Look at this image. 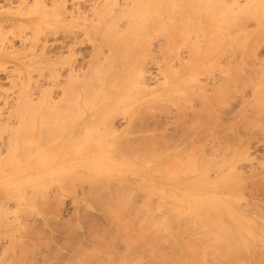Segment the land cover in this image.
I'll return each mask as SVG.
<instances>
[{"label": "rangeland", "instance_id": "obj_1", "mask_svg": "<svg viewBox=\"0 0 264 264\" xmlns=\"http://www.w3.org/2000/svg\"><path fill=\"white\" fill-rule=\"evenodd\" d=\"M249 1L250 0H240V3H238L241 5L242 2H244L246 5ZM208 2H210V7L207 4L206 10L203 13L197 14V17L196 15L192 14L193 20L188 22L194 23L190 25H184L183 28H181V26L177 24L173 27V34L177 36V39L174 38V42L168 43V46L170 45L171 48V50H169L172 52L171 53L169 51V55L165 53L168 49H165L164 47L166 45V42L164 41V36H162V33L161 36H159L160 32L158 31V36H153L155 40L153 42V52L155 53L153 59L156 61L157 66L156 64H154V69H152L151 67L152 71L154 72V78L149 82V88L147 86L149 90L150 88H152L151 90L153 91H149L146 88L147 93L149 92L147 95L146 91L144 92L145 94H143V91L145 89H143V91H139L138 88H136L138 90L136 92V89L134 88V92H139L140 97H136L137 95L132 97V95L134 94L131 93L133 92L131 91V89L125 90V93L123 92V94L121 93L119 94L120 96H117L118 98L123 96L125 97V99L121 97L123 99L121 100V98H119L118 100V98L116 99V97L114 96V99L116 101L118 100V104L116 103V106L120 105L119 107L121 109H124L127 106L128 109H131L132 106H139L141 103L137 104V100H139V102H142V104L139 106L138 112H140V114H143H137L138 116L135 124H131L135 126L130 127L126 118L124 117L126 115L125 113L127 111V108L124 111L120 108H117L118 106L110 107L111 103H115L114 100L112 102L110 101L111 103L107 105V108H113L111 110L109 109V113H117V111H121L123 113H117V115L112 114L114 117L111 118L112 120H114V122H112V120L109 119L112 115L108 114L107 108L104 107L106 108V111H104L107 112V116H110L109 118L106 117L109 120V122L107 120L109 126L106 123L103 126L106 120L102 123L99 122L95 125L89 126L88 131H90L91 129L93 130V128L95 127L96 130L97 128H100L99 130H97V132L99 131L97 135H95L94 132L92 134L91 130L89 132L91 133V135L86 137V139L82 135V131L83 133H85V129L83 130V124H76L78 125L76 127L74 126V124V128L70 127L69 129L68 125L62 124L63 122L57 124L58 126L54 124L55 122H59V120H56L53 123L51 122L50 124V121H53L51 118L50 121L47 118L42 121H40V118L38 120L37 118H29V121L25 120L27 124L26 122L22 121L21 119L19 120L18 118L19 122H21V125L18 126V124L20 123H18V120L15 119L18 114L14 112L15 110L13 107L17 106L16 109L19 108V105H16V103H18V101H20L21 99V94H19V92L21 91L20 89L22 83L19 84L20 87L17 85L18 87L15 88L14 85L16 83H19L17 79L20 78L16 77L15 81L13 82L14 78L9 77V72L7 71L14 68L12 64H8L7 71L0 70V115L2 114L0 116V134L6 126L8 127L9 123L10 125L8 128L10 129L12 127L11 131L6 128L7 133L4 134L5 131H3V136L2 138L0 137V144L2 145H0V264H74L76 262H79L76 264H84L85 261H89L86 264H168L170 261L171 264H182L183 262V264H185L186 262H189L186 264H190L193 262V264H233L232 262L234 260V264H264V115H261L263 117V119L261 117V120L260 117H258L257 119L256 115H254L256 114V107L259 104H257V100L258 102L262 101L264 105V5L263 7L258 8L253 4L254 6L252 7V9L246 8L249 16H251L249 17L250 19H247L248 16L243 11L244 8L240 10H237L239 8L235 9V14L237 15L239 13V18H237L241 20L244 19V16H246L247 21L245 19L244 22H242L243 20L240 22V20L235 17L234 19H237V21L233 20V24L228 25V16H226L228 20L224 19L223 21L224 23H227L223 24L221 19L223 16L220 15V12V16H215L217 13H214V9L211 8V5L213 4L212 0H209ZM232 3L233 2H230L229 5H232ZM242 5L244 6V4ZM0 6H4V8L2 9L0 7L1 10H5V8L8 9L6 0H0ZM233 7H236V4L235 6L233 4ZM241 10L243 11L242 13H240ZM244 13L246 15H244ZM225 14H227V12L224 13V16ZM241 14L243 17H240ZM202 18L208 19L209 21L211 19H221V23L217 25L205 24ZM67 19L72 18L68 17ZM175 21L178 22L176 18ZM240 23H242L241 26H244H240V28H244V30H246L244 31V33L243 30H240L239 33L236 32L239 30L238 28ZM245 27H247V29ZM8 29L9 28H6L5 26V30ZM215 32L216 35L218 34L217 36L215 35ZM210 34H214L217 38H215V36H211V39L214 38V40H210ZM82 36L83 35H81L80 37ZM26 46H23L22 42H15V45L13 46L14 48H8V45L6 46V48H8L6 53L13 52L16 49L18 52H22V55H24L28 51L27 49H29L30 47L29 45L27 47ZM105 52L106 54L111 53L108 47H105ZM65 54H67V52H65ZM87 54L89 55V53ZM165 54L168 56H166ZM24 56L22 57L24 58ZM215 57L216 59L214 61L213 58ZM202 58L205 59L202 60ZM210 59L213 62H218V67L217 65H215L212 72L208 74L204 72V75L196 74L201 73L202 70L209 65V61L210 63L212 62ZM227 59H229L230 61L232 59V63H230V61L227 62ZM207 60L208 64L205 63ZM245 60L248 61V63ZM168 61L169 64L167 66ZM242 61L245 62L244 65H242ZM84 63H86V61ZM202 63H204L203 66H201L203 69L200 68V65ZM87 65H85V67H87ZM240 65H242L243 67H241ZM83 69L87 71L88 68ZM91 69L93 71V68ZM226 69L230 71L229 74L227 73ZM92 71H90L89 69V72ZM78 73L82 75V72ZM213 73L214 75H212ZM37 74L34 75L35 78ZM194 74H196V76ZM207 75H209V78ZM205 76H207L206 79ZM39 77L40 76H38V78ZM65 77L63 76L62 83H66L64 85H67L68 80H66L67 77ZM175 78H182L183 81L181 82L185 84L183 85L181 82H176L177 79L174 80ZM180 79H178V81ZM187 79L190 81L187 82ZM195 79H200L199 82L203 85L199 84V82ZM231 79L233 82H235V84H232L233 82L231 84L229 83L231 82ZM35 80H37V78L34 79V81ZM165 80L168 81L166 82ZM172 80L174 81V85H178L177 87H174L173 85L172 91L174 90V88H177L175 89L177 91H173L169 95H164V93H167L168 90L166 88L167 84H171L170 82H172ZM175 82L178 84H175ZM205 82L208 83V85ZM186 83H188V85L190 84L191 86L189 85V87ZM197 83L200 86L202 85L203 88L205 87L204 89L208 88V90L206 91L207 93L203 91L202 87L201 89H199L200 86H198V88L196 86L198 85ZM163 84L166 86H162ZM180 84H182L180 86L181 88L179 87ZM205 84L207 87L205 86ZM231 85H235V88H233L236 91L231 87ZM160 86H162L163 88ZM46 87L51 86L46 85ZM165 88L166 91L162 96H159V94L161 95L162 91H164ZM230 88H232V90ZM223 89L229 92L231 90L230 93H232L233 91L234 94L230 95V93L227 92V95L229 94L228 96H230L227 98L226 102L229 101L227 104L225 102L227 95L225 96L224 100L223 96L224 94H226V92ZM37 90L39 91V89ZM37 90L33 91L35 92L36 96L34 97L36 98L40 94ZM220 92L222 94H219ZM62 93L63 92L57 88V90L54 91L53 96L55 99H57L58 97L63 96L61 95ZM126 93L130 98L125 95ZM90 94L92 96V93ZM213 94L214 96H216L217 94L221 95V98L225 102H219V105L222 103V109L219 108L221 107V105L218 106L217 103L215 104V102L212 101V98H214V96L212 98L211 96ZM93 95L94 96L90 99H93L92 101H94L95 97V94ZM143 95L144 97H141ZM145 95L147 96L145 97ZM204 96H208L206 100L209 101L207 103L204 101L205 105L202 102V99L205 100ZM135 97L138 98L136 101L133 100ZM187 97L193 100L190 99L191 102L190 100L186 101ZM149 99L153 101H150V104L149 102H145V100ZM215 99L216 97L213 100ZM57 100H60V98H58ZM175 100L179 105L180 103H182V101L183 103L187 102L188 104L186 103V105H183V107L185 106L187 108L184 107L185 109H183L182 105L181 108L180 106L178 107V104L175 102ZM179 100L182 101L180 102ZM123 102H125V104ZM129 102L132 103L130 104ZM13 103L15 105H13ZM126 103H129L130 105H127ZM208 103L209 105L208 107H206ZM122 104L124 107H121ZM261 104L258 105L260 106V109L261 106H263ZM144 105L149 106L144 107ZM216 105L218 107H216V110H213L215 108L214 106ZM251 106L255 110L251 108ZM150 107L151 109L153 108L151 112H149ZM146 108H149V110ZM262 108H264V106ZM11 109L14 111H12ZM146 110L147 114L145 112ZM97 111L101 113L99 114L101 116L102 109L101 111ZM29 112H31V110ZM119 114H122V116ZM31 115L32 113L29 116ZM104 115H102L101 118H103ZM117 116L119 117L117 118ZM141 117L142 119L139 120V118ZM11 118H14L15 120H11ZM215 118L221 125V127L219 128L216 127L217 130L219 129V132L217 131L218 133L216 132L215 127L212 125L216 124ZM35 120L36 125L33 123L35 122ZM39 121L43 122L44 124L45 122L48 123L44 125L45 127L42 126L43 123H41V126L43 127V129H41V126H39ZM250 121H252V123L254 124L250 123ZM48 124L50 126L49 128ZM61 124L63 125V127ZM251 124L253 128H251ZM54 125H56L59 129ZM106 126L111 127L109 128L110 130ZM113 126L116 130L112 129ZM212 126L214 127V129L211 130ZM18 127H20V129H18ZM52 127H56L57 132L61 134L62 131L64 132V128H67V130L69 129L68 132L72 131L73 129L76 131H74V133L72 132V134L68 133L65 130L66 133L64 132L61 137L60 134L55 132L57 134L56 135L54 133L56 129H53ZM78 127L79 130H77ZM104 127L107 128L108 133L112 129L114 130V132L117 131L116 133L128 130L131 132V134L126 138L120 139L106 137L108 133H106V128ZM44 128L52 129V134L50 133V137L49 134L46 137L45 132H47L48 130ZM60 128L62 131H58L60 130ZM25 130L28 132L24 133L25 135L30 134L29 137L27 135L28 139L25 135L22 134ZM41 130L46 131H43L42 134ZM229 130L231 131V133L228 132ZM104 131L106 136L104 138L99 137L100 134L101 136H104V134L101 133ZM10 132L13 133L8 134ZM15 132L16 138L13 136ZM227 132L229 134V137L227 136L228 138L225 137ZM215 133H217V135L219 134L220 138L222 136L225 137V140L215 141L213 139V137L216 135ZM44 134L45 136H43ZM213 134L215 135L213 136ZM22 135L25 136L23 138H26L27 141L21 137ZM80 135L81 137H79ZM53 136H57L55 137L56 139H54ZM8 138L14 140L10 141V139ZM46 138L47 140L48 138L49 140L51 139V141L48 142L49 144L47 142H44L46 141ZM67 138L70 139L68 140ZM131 139H133L134 142ZM24 141L26 142L24 143ZM4 143L5 145H3ZM22 144L25 145L23 146ZM40 144L42 147L40 146ZM213 146L215 147L214 149ZM246 146L247 149H249L247 151ZM26 147L30 149L25 151V149H27ZM4 149H6V151ZM10 149L11 153L7 154V156L6 153L10 152ZM193 150L197 151L194 152ZM214 152H216L217 154ZM237 153L239 155H237ZM6 157L9 158L6 159ZM204 159H207V162L204 163ZM232 159L237 161V163L235 162L236 166L233 170V174L236 176L243 175L246 178L242 182L243 185L241 183L239 184L240 186L234 185L233 188H236L234 189L235 194L233 193V191L231 192L232 189H228V192L227 189L223 188H208L205 183L203 184V189L201 188L202 196L207 195V202L214 198V196L229 198L230 200L225 203V206L231 207L232 210L227 211L229 215L232 216L228 218V216L226 217L225 215V220H221L222 218L219 219V217L216 216L218 215V213L214 211V208L212 206L208 207L207 204L209 203L206 202V204H201V207H203V209L199 208L200 205H198L197 208L205 211L204 207H206L205 212H208V209L210 208L209 210L212 213L210 212L209 214H207L209 215L207 218V215L205 217L203 216L205 214L202 215L201 210L199 211V209L197 210V208H194V211L197 212L198 215L196 214V218L192 223V221L187 216L188 201L185 197V183L193 182L197 179H201L202 177L205 178L208 182L217 180L220 177L219 174L223 169L227 171L225 166L228 165L229 160L231 161ZM201 160L202 162L200 163ZM208 160L210 162H208ZM224 163L225 165H223ZM189 164L190 169L188 168ZM200 164H202L203 166H201ZM68 165L70 168L68 167ZM204 165L207 168H204ZM222 166L223 168H221ZM183 171H185L186 173H182ZM113 173H115V178H106L108 176H111ZM256 174H258V176H256ZM86 175H88L89 177ZM22 177H24L26 180L32 179V183L24 184L23 182H21L22 188H18L17 186L19 185V179L23 180ZM10 180L11 186H13L11 189H13L14 191H18L19 189L20 191L12 193L13 190L8 188L7 186ZM164 194H166V196L168 195V197L171 199L167 198L166 200ZM120 199L122 200V203H124L122 204L123 207L120 205ZM174 199H176L180 206H184V210L187 209L186 212L182 210V207L180 208L179 206V208L176 206L178 208H176L177 213L179 211L178 214H176V212L174 211V207L173 209H171L173 206L172 202L174 201V205L176 204V201ZM167 203L171 204L167 205ZM217 204L221 206L220 202H218ZM117 207L119 210L117 209ZM5 210H7L9 213H7V211ZM117 211H120L121 214ZM217 211L220 212V209L217 208ZM2 212L5 213L3 214ZM172 212H174L173 214H175L176 218H173ZM115 213H118V219L117 217L115 218V216H117V214ZM112 214L115 215L112 216ZM182 215H186L191 222L187 220L189 222L188 224L186 221H184V218L185 220L187 218L184 216L183 218ZM120 216L122 217V222L119 220ZM201 216L204 219H209V217L212 219L213 216L214 223L211 222V219H206V222L210 221V224H214L217 230H220L217 231L216 229H214L218 233L221 232L220 227H222L224 223H227L226 225L224 224V226H230L232 228L249 226V230L243 231L241 233L237 232L238 235H243V238L241 237L243 240H239L242 244H239L238 246H242L241 249L244 248V251H239L238 246H236L238 247V249H236L235 245L233 246L232 243H230L225 238L226 240H223L224 243L222 245H225L224 248H228L227 250H224L222 248V245L219 243L223 250L218 253L220 255L223 253L231 254L233 250L231 251L230 249L234 248L239 251V255L237 254L238 257H232L235 251L234 250L232 252L233 254L230 257L225 256L224 254L223 256H220L217 253L216 249L218 248L217 250H220L221 248H219L220 246L218 245V243H216L217 241L213 237L215 235V233L213 232L214 227H211L213 231H210L209 226L212 225L207 224L208 222L206 223L203 218H201L203 220H200ZM1 217L4 218L2 219ZM216 218H218V220L220 221H223L224 223L216 221ZM230 218L235 223L230 220ZM233 218L236 220H234ZM159 219L163 221H160L163 224L160 223L161 226L158 227L161 230H156V225H154V228L152 222L154 221V223L156 224L157 220L159 221ZM172 219H174V221ZM238 219H241L240 222H243V224L240 223ZM123 220L125 221L123 222ZM148 220H150V222ZM142 221L145 222H143L142 224ZM200 221H202L201 224L199 223ZM145 223L147 225H145ZM202 223H205L206 225H203ZM125 224L128 228H130L129 230L127 227V229H125ZM150 224L151 226H153V230L151 226H149ZM160 224L158 223V225ZM216 224H219L220 227ZM141 225L142 228L145 227L144 230L147 233L149 232L148 234L145 232V241L141 239L142 243L140 242V240H136L143 237L144 232L142 231L143 229L141 230L140 228ZM188 225H190L191 227ZM147 226L150 228H148ZM205 226L208 227V229H204ZM187 227H189V229ZM149 229H151L152 231H150ZM206 230H208V233H205ZM138 231L140 232V235L142 234V236L139 238H137L139 234ZM158 231H163L164 235L165 233H168L167 235H165V237L168 236L169 233L172 234V232L174 234H177V237L176 235L172 234L173 238L175 236L174 239H171L172 235H169L170 238L168 236V238L165 239L162 236L163 232H160V235H162L159 238H163L164 241H162L161 239V244L157 245V243L160 241V239L159 241H155L158 240V237H155ZM102 232H105V234H103ZM210 232L214 233H211L212 235L210 234L212 236L211 238L209 235ZM135 233L137 234V236H135ZM151 233L153 235L152 239L150 236ZM222 233L223 234L221 235L226 236V233L224 231H222ZM260 233L262 235H260ZM124 234L127 237H125ZM206 234H208L209 237ZM181 236H183L184 239L183 237L181 238ZM11 238H14L16 241ZM245 238L247 242H245ZM133 239H135L137 242H135V240ZM150 239L152 241H150ZM11 240H14L13 242L16 243H13ZM206 240L208 243L206 242ZM148 241L151 242L150 246ZM186 241L188 242L187 244H189L188 246H190L188 250H186L187 248H185L187 246V244L185 243ZM236 241L238 240H235V242ZM130 242L133 243L130 244ZM192 242L196 244L194 246L195 249L199 250V248H203L204 250L201 249V251L204 254L197 252L194 253V244ZM251 242L254 245H250ZM225 243H228L227 247ZM238 243L236 242V245ZM96 244L98 245L96 246ZM183 244H186L184 248L182 247ZM229 244L233 247L229 246ZM245 244L246 247H244ZM153 248H155V251H158L156 254L161 257H157V255L153 251ZM149 249L153 250L150 251ZM183 249L189 252H184ZM247 249L249 251H247ZM180 250L183 251L180 252ZM159 252L164 253L165 256H162V253ZM183 252L187 255L189 253L190 258L186 254L184 255ZM191 253H194L195 257L193 256V254L191 255ZM154 254L156 255V257ZM197 254H201V257L206 254L205 257L207 258L202 257L204 258V260H200V257L196 259V256L198 257ZM176 255L177 257L178 255H180L184 258L187 256V261H184L186 258H180L179 256L180 260L182 261L183 259V261L176 262V260L180 261L179 259H176ZM167 256H169V259ZM191 256L194 257L192 258L193 262H191ZM170 257H173L171 258L172 260L170 259ZM227 258L230 260H228ZM160 259L165 260L161 262ZM166 259L169 262H167ZM198 259L201 262L197 263L196 261H198ZM238 259L241 261L240 263Z\"/></svg>", "mask_w": 264, "mask_h": 264}, {"label": "bare ground", "instance_id": "obj_2", "mask_svg": "<svg viewBox=\"0 0 264 264\" xmlns=\"http://www.w3.org/2000/svg\"><path fill=\"white\" fill-rule=\"evenodd\" d=\"M209 0H6V2H7V6H8V9H6L5 8V10H1L2 8H4V6H0L1 7V9H0V70H5V71H7V67H8V64H12L13 65V67L14 68H12L11 70H8L7 72H9V77H11V78H14L13 79V82L15 81V79H16V77H18V78H20V79H17L18 81H19V83H16L14 86H15V88H17L18 86H19V84H21V91L19 92V94H21V99H20V101H18V103H16L15 101V103H16V105H19V108L18 109H16V107L17 106H15V107H13L14 108V110H12V111H14L16 114H18L16 117H15V119L16 120H18V118H19V120L21 119L22 121H24V122H26L25 120H28L29 121V118H33V119H36L37 118V120L40 118V121H42V120H44V119H48L49 121L52 119L53 121H50V124H51V122L53 123L54 121H56V120H59V122H55L54 124H59V123H62L63 125H68L69 127V129H70V127H72V128H74V126L76 127V126H78V125H76V124H83V126H84V128H83V130L85 131V133H83V131H82V135L85 137V139H86V137H88L89 135H91V133L93 134V132L95 133V135H97V133L99 132H97V130H99V128H97V130H96V127L95 128H93V130L91 131V133H89L90 131H88L89 130V126H92V125H95L96 123H99V122H104L105 120V122H104V124H103V126L105 125V123L106 124H108L107 123V118L106 117H108L107 116V112H105L106 110V108H107V105H109L113 100L115 101V103H111V105H110V107H114V106H116V103L118 104V100H119V98H121V97H123V96H121V97H117V96H120L119 94H123V92L125 93V90H129V89H131V91H133V92H131V93H133L134 95H132V97L133 96H135V95H137L136 97H138L139 96V92L138 93H136L138 90L140 91V90H142L143 91V89H145L144 91H143V94H145L144 92L149 88V85L148 84H150L149 82L154 78V72L152 71V69H154L153 68V66H154V64H156V66H157V63H156V61L153 59V57L155 56V53L153 52V42L155 41L154 40V38H153V36L155 35H157L158 36V33L160 34L159 36H161V33H162V36H164V41L166 42V45L164 46L165 47V49H168V50H166V54H168L169 53V51L171 50V48H170V45L168 46V43L169 42H174L175 41V39L174 38H176L177 39V36L176 35H174L173 34V27L177 24V25H180L181 26V28H183V26L184 25H190V24H192V23H194V22H188V21H192L193 19H192V14L193 15H196V17H197V14H201V13H203L205 10H206V5L208 4L209 5V7H210V2H208ZM211 1V0H210ZM233 2L232 3V5H229L230 4V2ZM240 1V0H239ZM238 0H212V5H211V8H213L214 9V13H217L215 16H223L221 19H222V23L223 24H226L227 22H223L224 21V19H227V18H229V23H227L228 25H231V24H233V20L235 21H237V19L239 18L238 16H239V13L236 15L235 13V9H237V8H239V9H237V10H240V9H245L246 11H247V9L248 8H251L252 9V7L255 5L256 7H263V5H264V0H250L246 5H245V3L244 2H242V4H244V6L241 4H239L240 2H239ZM229 2V3H228ZM239 2V3H238ZM233 4H234V6H235V4H236V7H233ZM238 4V5H237ZM254 4V5H253ZM6 5V4H5ZM238 6V7H237ZM247 8V9H246ZM224 9V10H223ZM243 9V11L247 14V19H250L249 17H251V16H249V14H248V11L246 12L245 10ZM220 10V11H219ZM222 11V12H221ZM242 10H241V12L240 13H242L243 12ZM219 12H220V15H219ZM225 12H227V14H225V16H224V13ZM238 12V11H237ZM250 12V11H249ZM244 13V15H246ZM253 13H254V11H253ZM255 13H256V11H255ZM223 14V15H222ZM251 14H252V12H251ZM250 14V15H251ZM258 14V13H257ZM256 14V15H257ZM255 15V14H254ZM179 16V17H178ZM226 16H228L227 18H226ZM68 17H71L72 19H67ZM237 18V19H234V18ZM240 17H243L242 16V14H241V16ZM175 18L178 20V22L177 21H175ZM219 18V17H218ZM252 18H253V15H252ZM251 18V19H252ZM203 19V21H204V23L205 24H214V25H217V24H219V23H221V19H211L210 21L208 20V19H204V18H202ZM245 19H246V16H244V19H238V20H240V22L242 21V22H244L245 21ZM247 19H246V21H247ZM201 22V21H200ZM221 25V24H220ZM242 25V23H240V25H239V30L238 31H236V32H238L239 33V31L240 30H243V33H244V31H246V30H244V28L242 29V28H240V26ZM244 25V24H243ZM5 26H6V28L8 27L9 29L8 30H5ZM241 27H244V26H241ZM157 28V29H156ZM246 29H247V27H245ZM156 29V30H155ZM249 29V28H248ZM155 30V31H154ZM153 31H154V33H153ZM159 31V32H158ZM156 32H157V34H156ZM250 33V32H249ZM212 34V33H211ZM210 34V40H214V38H212L211 39V36H215L216 35V32H215V35L213 34V35H211ZM81 35H83L82 37H80ZM218 35V34H217ZM216 35V36H217ZM215 36V38H217ZM174 40V41H173ZM163 41V40H162ZM163 41V42H164ZM15 42H22V44H23V46H30L29 47V49H27L28 51L24 54V55H22L23 53L22 52H18L16 49L13 51V52H9V53H6V51H7V49L9 48V47H13L14 45H15ZM8 45V48H6V46ZM26 46V47H27ZM105 47H108V49H110V54H106V52H105ZM14 48V47H13ZM24 48V47H23ZM87 48H89V49H87ZM170 49V50H169ZM87 50H89V51H87ZM65 52H67V54H65ZM171 52V51H170ZM87 53H89V55L87 54ZM172 53V52H171ZM236 53V52H235ZM234 53V54H235ZM57 54H59V55H57ZM165 54V55H166ZM165 55H164V57H165ZM169 55V54H168ZM168 55H166V56H168ZM22 56H24V58L22 57ZM55 56V57H54ZM89 58H88V57ZM88 58V59H87ZM222 58V57H221ZM205 59V58H204ZM203 58H202V60H204ZM208 59V58H207ZM214 59V61H215V59H216V57L215 58H213ZM88 60V61H87ZM211 60V59H210ZM217 60H218V58H217ZM228 61L227 62H229L230 60L229 59H227ZM251 60V59H250ZM86 61V63L88 64H86V63H84ZM212 61V60H211ZM231 61H232V59H231ZM230 61V63H232ZM243 61H244V59H243ZM242 61V65H244V63L245 62H243ZM246 61V60H245ZM203 62V61H202ZM213 62V61H212ZM210 63V61H209V65L208 66H206L205 67V65H204V69L201 67V66H203V64L204 63H202L201 65H200V68H202L203 70H202V72L201 73H196V74H202V75H204V73H210V72H212V70L214 69V66L215 65H217V67H218V65L219 64H217L218 62H213V63ZM225 62V61H224ZM247 63H248V61H246ZM206 64H208V60L205 62ZM246 63V64H247ZM91 64V65H90ZM168 64H169V61H168V63H167V66H168ZM222 64V63H221ZM229 64V63H228ZM261 64V63H260ZM85 65H87V67H85ZM242 65H240L241 67H243ZM262 65V64H261ZM264 65V64H263ZM159 66V65H158ZM90 67V68H89ZM151 67H152V69H151ZM83 68H88L87 69V71H85ZM91 68H93V71H92V69ZM160 68H162V67H160ZM89 69H90V71H92V72H89ZM217 69V68H216ZM221 69V68H220ZM82 70H84V71H82ZM162 70V69H161ZM223 70V69H222ZM226 71H227V73L229 74L230 73V71H228L227 69H226ZM78 72H82V75L80 74V73H78ZM204 72V73H203ZM213 72H215V71H213ZM217 72H218V70H217ZM221 72V71H220ZM39 75H38V74ZM223 73V72H222ZM35 74H37L38 76H40L39 78H38V76L36 75V78H37V80H35L34 81V79H36L35 78ZM196 74H194L195 76H196ZM224 74H226V73H224ZM206 75V74H205ZM212 75H214V73L212 74ZM63 76L66 78V80H68L67 81V85H64V84H66V83H62L63 81H62V78H63ZM157 76V75H156ZM201 76V75H200ZM199 76V77H200ZM208 76V78H209V75H207ZM207 76H205V79H206V77ZM232 76V75H231ZM202 77H204V76H202ZM211 77V76H210ZM10 78V79H11ZM191 78H193V77H191ZM196 78H198V77H196ZM207 78V79H208ZM169 79V78H168ZM177 78H175L174 80H176ZM178 79H180V78H178ZM178 79L176 80V82H181V81H183V79L181 78L179 81H178ZM12 80V79H11ZM22 80V81H21ZM64 80V79H63ZM193 80V79H192ZM196 81H200V79H195ZM65 81V80H64ZM166 81V80H165ZM168 81V80H167ZM166 81V82H167ZM185 81V80H184ZM188 81H190V80H188L187 79V82ZM195 81V82H196ZM230 81V80H229ZM165 82V83H166ZM174 81L172 80V82H170L171 84H167V86L166 85H162V86H166V88L168 89L167 90V93H164L165 91H166V88L164 89V91H162V94L160 95L159 94V96H162L163 95V93H164V95L166 94V95H169V94H171V92H176L177 90H175V89H177V88H174V90L172 91V87H173V85H174V83H173ZM175 82V84H178V83H176ZM233 81H232V79H231V82H229L230 84L232 83ZM183 85L185 84V83H183V82H181ZM206 83V82H205ZM153 84V83H152ZM151 84V85H152ZM182 84H180L179 85V87L182 85ZM187 85H188V83H186ZM198 84V83H197ZM199 84H202V83H200L199 82ZM196 85L197 87L198 86H200V85ZM207 85H208V83H206ZM206 84H205V86H206ZM228 84V83H227ZM232 84H235V82H233ZM18 85V86H17ZM46 85L47 86H51V87H46ZM150 85V86H151ZM161 85V84H160ZM186 85V86H187ZM190 85V84H189ZM188 85V86H189ZM193 85V84H192ZM195 85V84H194ZM203 85V84H202ZM200 86V88L199 89H201V87H202V89H203V91H207L208 90V88H206V89H204L203 88V86ZM136 86V87H135ZM147 86H148V88H147ZM162 86H160V87H162ZM178 86V85H177ZM176 85H174V87H177ZM191 86V85H190ZM189 86V87H190ZM221 86V85H220ZM230 86V85H229ZM235 86V85H234ZM234 86H232L231 85V87L233 88ZM260 86V85H259ZM20 87V86H19ZM185 87V86H184ZM207 87V86H206ZM228 87V86H227ZM14 88V87H13ZM45 88V89H44ZM57 88L60 90V91H62L63 93L61 94V95H63L62 97H58V98H60V100H57V99H55L54 98V96H53V93H54V91L55 90H57ZM61 88H62V90H61ZM136 88H138V90L136 89V92H134V90ZM147 88V89H146ZM163 88V87H162ZM181 88V87H180ZM218 88V87H217ZM232 88H230L231 90H232ZM235 88V87H234ZM233 88V89H234ZM258 88V87H257ZM257 88H254V89H257ZM19 89H18V91H19ZM37 89H39V91L37 90ZM134 89V90H133ZM152 88H150V90H151ZM153 89H155V88H153ZM225 89V88H224ZM223 89V90H224ZM229 89V90H230ZM38 91V93H40L39 94V96L36 98V97H34V96H36L35 95V92H33V91ZM149 90V89H148ZM149 90V91H150ZM171 90V91H170ZM231 90H230V92H231ZM235 90V89H234ZM245 90V89H244ZM14 91V90H13ZM141 91V92H142ZM151 91H153V90H151ZM170 91V92H169ZM219 91V90H218ZM225 92H226V94H224V96H223V98H224V100H225V96L227 95V92H229V91H226V90H224ZM236 91V90H235ZM235 91H234V93H235ZM258 91V90H257ZM17 92V91H16ZM59 92V91H58ZM93 92H95V93H93ZM156 92V91H155ZM222 92V91H221ZM219 93V94H222V93ZM224 92V93H225ZM229 92V93H230ZM262 92V91H261ZM18 93V92H17ZM37 93V92H36ZM57 93V92H56ZM61 93V92H60ZM90 93H92V96H91V94ZM149 93V92H148ZM148 93H147V91H146V94L148 95ZM153 93V92H152ZM157 93V92H156ZM155 93V94H156ZM207 93V92H206ZM93 94H95V97H94V101H92V100H90L94 95ZM205 94V93H204ZM215 94H216V90H215ZM219 94H217V95H219ZM233 94V91H232V93H230V95H232ZM254 94H255V91H254ZM262 94V93H261ZM126 96H127V93L125 94ZM128 95H129V93H128ZM147 95H145V97L147 96ZM214 96V94L211 96V98L214 96V98L216 97V99L215 100H213L214 98H212V101H214L215 102V104L217 103L218 104V106H220L221 105V107H219L220 109H222L223 107H222V103L219 105V102H223V103H225L226 101H227V98L228 97H230V96H228L227 95V97H226V100H225V102L223 101V99L221 98V95H219V96ZM234 95V94H233ZM259 95V94H258ZM18 96V95H17ZM57 96V95H56ZM60 96V95H59ZM116 97V99L118 98V100L116 101L114 98ZM206 96V95H205ZM204 96V97H205ZM128 97V96H127ZM135 97V98H136ZM140 97V96H139ZM141 97H144V95L143 96H141ZM203 97V98H204ZM208 97V96H207ZM207 97H205V100L204 99H202L203 101V103H204V101L207 103V102H209L208 100H206L207 99ZM210 97V96H209ZM232 97V96H231ZM259 97V96H258ZM124 99H125V97H123ZM123 98H121V100L123 99ZM128 98H130V97H128ZM133 99V100H137L138 98H136V99ZM200 98H202V97H200ZM143 99V98H142ZM177 99V98H176ZM184 99H186V98H184ZM183 99V100H184ZM191 98H189V97H187V100L186 101H188V100H190ZM210 99V98H209ZM120 100V101H121ZM126 100H127V98H126ZM178 100V99H177ZM191 100H193V99H191ZM191 100H190V102H191ZM111 101V102H110ZM130 101H131V99H130ZM150 101H151V99H149V100H145V102H149V104H150ZM180 102L182 101V100H179ZM186 101H184V102H186ZM10 102V101H9ZM136 102H138L137 104H142V102L140 101L139 102V100H137ZM136 102H134V103H136ZM151 102H153V101H151ZM175 102H176V100H175ZM229 102V101H228ZM228 102H226V104L228 103ZM120 103V102H119ZM124 104H125V102H123ZM130 103V102H129ZM128 103V104H129ZM132 103V102H131ZM130 103V104H131ZM177 103V102H176ZM182 103H183V101H182ZM180 103V105L178 104V107L180 106V108H181V105H182V108L183 109H185V108H187V107H183V105H186V103ZM251 103V102H250ZM259 103V104H258ZM262 103V101L261 102H258V100H257V104L258 105H260ZM114 104V105H113ZM127 104V103H126ZM127 104V105H128ZM129 104V105H130ZM140 104V105H141ZM188 104V103H187ZM215 104H213V105H215ZM248 104H249V102H248ZM252 104V103H251ZM13 105H15L14 103H13ZM139 105V106H140ZM151 105H152V103H151ZM204 105H205V103H204ZM208 105H209V103L207 104V106L206 107H208ZM246 105V104H245ZM244 105V106H245ZM254 105V104H253ZM252 105V106H253ZM256 105V104H255ZM257 105V107H256V110L251 106V108H253L254 110H255V112H256V114H254V115H256V118L258 119V117H260V120H261V117L264 115V108H262L264 105H263V103L261 104V105H263V106H261V109H260V106H258ZM118 106V105H117ZM116 106V107H117ZM120 106V105H119ZM117 107V108H120V107ZM139 106H132V108L131 109H128L127 107V111H126V115L124 116L125 118H126V120H127V122H128V125H130V127L131 126H135V125H131V124H135V121L137 120V114H140V112H138V109H139ZM145 106H149V105H144V107ZM189 106V105H188ZM211 106V105H210ZM217 105L216 106H214L215 108L213 109V110H216V107H218ZM223 106H225V105H223ZM247 106V105H246ZM250 106V105H249ZM101 107V108H100ZM104 107H106V108H104ZM109 107V106H108ZM116 107H115V109H116ZM121 107H124L123 106V104H122V106ZM131 107V106H130ZM129 107V108H130ZM151 107H153V106H151ZM151 107H150V110H149V108H146V109H148L149 110V112H151L152 111V109H151ZM212 107V106H211ZM11 108V107H10ZM100 108V109H99ZM104 108V109H103ZM126 108H124V109H121V110H124L125 111V109ZM180 108H178V109H180ZM213 108V107H212ZM218 108V109H219ZM101 109H102V115H104L103 116V118H106V119H103V118H101L102 117V115L100 116L99 114H101L99 111H97V110H100L101 111ZM109 109L111 110V109H113V108H107V111H108V114H111V113H109L110 111H109ZM114 109V110H115ZM155 109V108H154ZM252 109V110H253ZM31 110V112H29V111ZM105 110V111H104ZM144 110V109H143ZM143 110H142V112H143ZM224 110V109H223ZM222 110V111H223ZM10 111V110H9ZM113 111V110H112ZM120 111V110H119ZM139 111H141V110H139ZM179 111V110H178ZM181 111V110H180ZM218 111V110H217ZM96 112V113H95ZM98 112V113H97ZM104 112V113H103ZM146 112V114H147V110L145 111ZM144 112V113H145ZM243 112V111H242ZM11 113V112H10ZM25 113V114H24ZM28 113H32V115L31 116H29L30 114H28ZM34 113V114H33ZM117 113H123V112H118L117 111ZM117 113H113L112 112V114L114 115V114H116L117 115ZM153 113V112H152ZM244 113V112H243ZM28 114V115H27ZM111 114V115H112ZM143 114V113H142ZM142 114H140V115H142ZM253 114V113H252ZM251 114V115H252ZM2 115V114H1ZM0 115V116H1ZM94 115V116H93ZM113 115L109 118V119H111L112 117H113ZM115 115V116H116ZM119 115H121L122 116V114H119ZM139 115V116H140ZM149 115V114H148ZM182 115H183V112H182ZM251 115H250V118H251ZM262 115V116H261ZM9 116H10V114H9ZM8 116V117H9ZM12 116V115H11ZM151 116V115H150ZM14 117V116H13ZM119 116H117V118H118ZM147 117V116H146ZM182 117V116H181ZM51 118V119H50ZM114 118V117H113ZM116 118V119H117ZM124 118V119H125ZM12 119H14V118H11V120ZM14 119V120H15ZM123 119V118H122ZM140 119H142V117L141 118H139V120ZM216 119V118H215ZM252 119H253V117H252ZM255 119V118H254ZM262 119H263V117H262ZM2 120V119H1ZM19 120L17 121L18 123H20V124H18V126L19 125H21V122H19ZM48 120H46V121H48ZM112 120V119H111ZM110 120V121H111ZM251 120V119H250ZM256 120V119H255ZM39 121V126H41V123H43V122H40ZM253 121V120H252ZM252 121H250V123H252ZM14 122V121H13ZM12 122V123H13ZM23 122V123H24ZM108 122H109V120H108ZM112 122H114V120H112ZM141 122V121H140ZM216 124H217V119H216ZM256 122V121H255ZM35 125H36V120H35V122H33ZM33 123H31V124H33ZM48 122H45V124L43 123V125L42 126H44V125H46ZM101 123H100V126H101ZM139 123V122H138ZM259 123V122H258ZM25 124V123H24ZM26 124H27V122H26ZM30 124V123H29ZM28 124V125H29ZM61 124V125H62ZM75 124V125H74ZM214 125V124H212L214 127H215V129H216V127L217 128H219V127H221V125L219 124V122H218V124L220 125ZM252 124H254V123H252ZM252 124H251V126H252ZM260 124H261V122H260ZM9 125H10V123L8 124V127H9ZM53 125V124H52ZM56 125H54V126H56ZM63 125H62V127H63ZM74 125V126H73ZM257 125V124H256ZM259 125V124H258ZM24 126V125H23ZM41 126V129H43V127ZM58 126V125H57ZM56 126V127H57ZM60 126V125H59ZM108 126H109V124H108ZM108 126H106V127H108ZM110 126H112V125H110ZM205 126H206V124H205ZM212 126V128H211V130L212 129H214V127ZM7 126L2 130V133H3V131H5V133L4 134H6L7 132H6V130L7 129H9ZM16 127H17V124H16ZM26 127H27V125H26ZM30 127V126H29ZM45 127V126H44ZM50 126H49V124H48V128H49ZM56 127H52L53 129H56L55 131H54V133L56 132V133H58L57 132V128ZM64 127H67V126H64ZM81 127V126H80ZM106 127H104V128H106ZM261 127V126H260ZM7 128V129H6ZM12 128V127H11ZM9 129L10 131L12 130V129ZM109 128H111V127H108V129ZM210 128H209V130H210ZM251 128H253V126L251 127ZM257 128V127H256ZM18 129H20V127H18ZM22 129V128H21ZM44 129H46V128H44ZM59 129V128H58ZM63 129V128H62ZM69 129L67 130V128L65 129L64 128V132H65V130L68 132L69 131ZM112 129H114V126H113V128ZM111 129V131H109V133H110V135H109V133H108V131H107V128L105 129V131H106V133H108V135L106 136L105 135V131L104 132H101V133H103L104 134V136L102 135L101 136V134H100V136L99 137H111V138H114V139H120V138H126V137H128L130 134H131V132L130 131H123V132H120V133H116V132H114V130H116V129H114V130H112ZM131 129V128H130ZM221 129V128H220ZM232 129V128H231ZM259 129V128H258ZM14 130V129H13ZM30 130V129H29ZM31 130H32V128H31ZM46 130H48L47 132H45L46 133V137L48 136V134H49V137H50V133H51V128L50 129H46ZM46 130H41L42 131V134H43V131H46ZM77 130H79V127H78V129ZM110 130V129H109ZM143 130V129H142ZM219 130V129H218ZM217 129H216V132L218 131ZM257 130V129H256ZM26 131V130H25ZM21 132L23 135H25L24 133H28L27 131L26 132ZM40 131V132H41ZM58 131H62L61 130V128H60V130H58ZM74 131H76V130H72V131H70V132H68V133H74ZM113 131V132H112ZM145 131V130H144ZM9 132V131H8ZM64 132L62 131V134H64ZM214 132H215V130H214ZM213 132V133H214ZM219 132V131H218ZM217 132V133H218ZM223 132V131H222ZM229 133H231V131L229 130L228 131ZM228 132H227V134H226V138H228L229 137V134H228ZM235 132V131H234ZM0 134L1 136V138H2V136H3V134ZM13 132H10V133H8V134H12ZM55 133V134H56ZM66 133V132H65ZM68 133H67V136H68ZM72 133V134H73ZM133 133V132H132ZM217 133H215V134H213V139L215 140V141H224L225 140V137H219V134L217 135ZM41 134V135H42ZM52 134V133H51ZM54 134V135H55ZM58 134H60V136L62 137V134L61 133H58ZM235 134V133H234ZM21 136L22 138L23 137H25L26 136V138H27V135H28V137H29V135L30 134H26L25 136ZM33 135V134H32ZM31 135V136H32ZM57 135V134H56ZM69 135H71V134H69ZM136 135V134H135ZM6 136H9V135H6ZM14 137L16 136V132L14 133V135H13ZM12 136V137H13ZM43 136H45V134L43 135ZM134 136V135H133ZM212 136V135H211ZM228 136V137H227ZM13 137V138H14ZM40 137V136H39ZM55 137H57V136H55ZM54 136H53V138L54 139H56ZM69 137H71V136H69ZM79 137H81V135L79 136ZM84 137H82V138H84ZM132 137V136H131ZM135 137V136H134ZM133 137V138H134ZM138 137V136H137ZM241 137V136H240ZM11 138V137H10ZM10 138H8V139H10ZM16 138V137H15ZM26 138H23V139H25L26 140ZM52 138V137H51ZM66 138V137H65ZM244 138V137H243ZM7 139V140H8ZM22 139V140H23ZM28 139V138H27ZM68 140L70 139V138H67ZM66 139V140H67ZM81 139V138H80ZM79 139V140H80ZM14 139H10V141H13ZM48 140H49V138H48ZM47 140V138H46V141H44V142H50L51 141V139L48 141ZM65 140V141H66ZM123 140V139H122ZM132 141H133V139H131ZM135 140V139H134ZM240 140H243V139H240ZM27 141V140H26ZM26 141H24V143L26 142ZM83 141V140H82ZM4 142V141H3ZM9 142V141H8ZM23 142V141H22ZM40 142H42V141H40ZM79 142V141H78ZM128 142V141H127ZM134 142V141H133ZM7 143V142H6ZM12 143V142H11ZM62 143V142H61ZM42 144V143H41ZM41 144H40V146H41ZM49 144V143H48ZM57 144V143H56ZM74 144V143H73ZM1 145V144H0ZM3 145H5V143L3 144ZM8 145V144H7ZM23 145V144H22ZM25 145V144H24ZM23 145V146H24ZM2 146V145H1ZM44 146V145H43ZM46 146V145H45ZM205 146V145H204ZM216 146V145H215ZM42 147V146H41ZM201 147V146H200ZM245 147V146H244ZM10 148V147H9ZM27 148V147H26ZM215 147L213 146V149H214ZM7 149H8V147H7ZM24 149V148H23ZM28 149H30V148H27V149H25V151H27ZM245 149V148H244ZM244 149H242V150H244ZM1 150V149H0ZM5 151H6V149H4ZM199 150V149H198ZM218 150H220V149H218ZM247 150H249V149H247V146H246V151ZM194 151V150H193ZM192 151V152H193ZM197 150H195L194 152H196ZM202 151V150H201ZM216 151V150H215ZM2 152V151H1ZM22 152V151H21ZM245 152V151H244ZM11 153V149H10V152H8V153H6V155L7 154H10ZM29 153V152H28ZM177 153V152H176ZM197 153H199V152H197ZM205 153V152H204ZM207 153H208V150H207ZM214 153H216V152H214ZM1 154V153H0ZM37 154V153H36ZM178 154V153H177ZM217 154V153H216ZM219 154V153H218ZM236 154V153H235ZM205 155V154H204ZM204 155H203V157H204ZM208 155V154H207ZM237 155H239L238 153H237ZM8 156V155H7ZM209 156V155H208ZM218 156V155H217ZM10 157H11V155H10ZM202 157V158H203ZM247 157V156H246ZM7 158H9V157H6V159ZM13 158V157H12ZM3 159V158H2ZM4 159H5V157H4ZM11 159V158H10ZM207 159H209V158H207ZM207 159L205 160V161H203L204 163L205 162H207ZM193 160H195V159H193ZM211 160V159H210ZM1 162H2V160H1ZM3 162H4V160H3ZM202 162V160L200 161V163ZM208 162H210L209 160H208ZM235 162L237 163V161H235L234 159H232L231 161L229 160V164L228 165H226L225 166V168H226V170L227 171H225L224 169L222 170V172L221 171H219V172H221L219 175H220V177L217 179V180H214L213 182H208L205 178H201V179H197V180H195V181H193V182H189V183H185V197L187 198V201H188V206H187V209H185L184 210V206H180L179 205V203L176 201V199H174L175 201H176V204L174 205V201L172 202V204H173V206H172V208L171 209H173V207H174V211L176 212V214H178L179 213V211H178V213H177V209L180 207H182V210H184L185 212H186V210H187V212H188V217H189V219L192 221V223L194 222V220H195V218H196V214H197V212H195L194 211V208H197V206L198 205H200L199 206V208H202L203 209V207H201L202 205V203H205L206 204V197H207V195L206 196H202V193H201V188L203 189V187H204V183H205V185H207V187L209 188V187H214V188H218V189H221V188H223V189H227V191H228V189H232L231 190V192L233 191V193L235 194V192H234V189H236V188H233L234 187V185H236V186H238L240 183L243 185V181H244V179H246L245 178V176H243V175H240V176H236V175H234L233 174V170H234V168H235ZM242 162V161H241ZM240 162V163H241ZM225 163H227V162H225ZM225 163L223 164V165H225ZM191 164V163H190ZM190 164L187 166L189 169H190ZM207 164V163H206ZM219 164V163H218ZM201 166H203L202 164H200ZM222 165V164H221ZM221 165H218V166H221ZM30 166V165H29ZM71 166V165H70ZM192 166V165H191ZM68 167H69V165H68ZM70 168V167H69ZM68 168V169H69ZM202 168V167H201ZM200 168V169H201ZM204 168H207L205 165H204ZM211 168V167H210ZM221 168H223V166L221 167ZM107 169V168H106ZM220 170V169H219ZM208 171V170H207ZM105 172V171H104ZM179 172H181V171H179ZM179 172H178V174H179ZM182 173H186L185 171H183ZM181 173V174H182ZM209 173H210V170H209ZM263 173V172H262ZM88 174V173H87ZM202 174V173H201ZM204 174V173H203ZM218 174V173H217ZM89 175V174H88ZM88 175H86V176H88ZM114 175H115V173H113L111 176H108V177H106V176H104V177H106V178H115L114 177ZM256 176H258V174H256ZM89 177V176H88ZM91 177V176H90ZM23 178V180H21V179H19V185L17 186L18 188H22L21 186V182H23L24 184H27V183H32V179H30V180H26L24 177H22ZM11 179V178H10ZM56 180V179H55ZM17 185V184H16ZM7 186H8V188H12L13 186H11V180L8 182V184H7ZM15 186V185H14ZM240 186V185H239ZM16 187V186H15ZM17 188V189H18ZM36 188H39V187H36ZM43 188V187H42ZM142 188V187H141ZM15 189V188H14ZM59 189V188H58ZM11 190H13V189H11ZM16 190V189H15ZM239 190V189H238ZM238 190H237V192H238ZM18 191H20L19 189H18ZM18 191H12V193L13 192H18ZM222 191V190H221ZM226 191V190H225ZM226 191V192H227ZM236 191V190H235ZM220 192V191H219ZM225 192V193H226ZM229 192V191H228ZM200 193H201V195H200ZM208 193V192H207ZM120 194V193H119ZM153 194V193H152ZM155 194V193H154ZM169 194V193H168ZM206 194V193H205ZM121 195V194H120ZM165 195V199L167 200V198H169L168 197V195L166 196V194H164ZM10 196V195H9ZM23 196V195H22ZM117 196H118V194H117ZM127 196V195H126ZM125 196V197H126ZM237 196H238V194H237ZM170 197H171V195H170ZM127 198V197H126ZM122 199V198H121ZM120 199V201H121V206H122V204H124V203H122V200ZM169 199H171V198H169ZM173 199V198H172ZM126 200H128V199H126ZM125 200V201H126ZM129 200H130V197H129ZM230 199L229 198H223V197H220V196H214V198H212L210 201H208L207 203H209V204H207V206L208 207H213L214 208V211H216V213H218V215H216L217 217H219V219L220 218H222L221 220H225L226 219V217L228 216V218L230 217V216H232V215H229V213H228V211L227 210H232L231 209V207H226L225 206V203L226 202H228ZM124 201V200H123ZM170 201H172V200H170ZM33 202V201H32ZM116 202H117V200H116ZM179 202H180V200H179ZM218 202H220L221 203V206H219L217 203ZM165 203V202H164ZM169 204H171V203H167V205H169ZM183 204V203H182ZM178 208H177V207ZM219 206V207H218ZM118 207H120V206H118ZM118 207H117V209H118ZM123 207V206H122ZM208 207H207V209H208ZM177 208V209H176ZM199 208H197V210L199 209ZM217 208H219L220 209V212H218L217 211ZM124 209V208H123ZM204 209H205V211H206V207H204ZM210 209V208H209ZM208 209V212H205V211H203V210H201V209H199V211L201 210L202 211V215L203 214H205V215H203L204 217L207 215V214H209L211 211ZM119 210V209H118ZM122 210V209H121ZM120 210V211H121ZM196 210V211H197ZM5 211H7V210H5ZM120 211H117V212H119L120 213ZM123 211V210H122ZM181 211V210H180ZM3 214L5 213V212H2ZM7 213H9L8 211H7ZM174 212H172V214H173ZM212 213V212H211ZM115 214H117V216H115V218L117 217V219H118V217H119V215H118V213H115ZM115 214H112V216H114ZM121 214V213H120ZM185 214V213H184ZM201 214V213H200ZM171 215V214H170ZM198 215V214H197ZM211 215V214H210ZM214 215V214H213ZM225 215H226V217H225ZM8 216V215H7ZM172 216V215H171ZM184 215H182V217H183ZM186 215L184 216V217H186L187 219L185 220V218H184V221H186L188 224H189V222H191V221H189V219H188V217H187ZM208 216L209 215H207V218H208ZM215 216V215H214ZM5 217V216H4ZM4 217H1L2 219L4 218ZM176 218V216H175V214H173V218ZM181 217V218H182ZM235 217V216H234ZM7 218V217H6ZM114 218V217H113ZM114 218V219H115ZM122 217L120 216V218H119V220L122 222V219H121ZM169 218H171V217H169ZM201 218H203L202 216L200 217V220H203V219H201ZM206 218V219H207ZM215 218V217H214ZM236 218V217H235ZM206 219H204L205 220V222H206ZM211 218L209 217V219H207V220H210ZM234 219V218H233ZM237 219V218H236ZM236 219H234V220H236ZM7 220H9V219H7ZM6 220V221H7ZM142 220V219H141ZM173 221H174V219H172ZM175 220H177V219H175ZM189 222H188V221ZM230 220H232L231 218H230ZM241 220V219H240ZM240 220L238 219V221L240 222ZM4 221H5V219H4ZM120 221H118V222H120ZM125 220H123V222H124ZM149 222H150V220H148ZM160 221H162V220H160L159 219V221L157 220V223L155 224L154 223V221L152 222V225L154 226V225H156V230L157 229H159L158 227H160L161 226V224H163V223H161ZM172 221V222H173ZM216 221H220V220H218V218H216ZM233 221V220H232ZM244 221V220H243ZM143 222H145V221H142V224H143ZM156 222V221H155ZM163 222V221H162ZM166 222V221H165ZM201 222L202 221H200L199 223L201 224ZM208 222V221H207ZM206 222V223H207ZM211 222L212 223H214L213 222V216H212V219H211ZM220 222H222V223H224L223 221H220ZM220 222H219V224H220ZM234 222V221H233ZM232 222V223H233ZM4 223V222H3ZM6 223V222H5ZM8 223V222H7ZM127 223H130V222H127ZM139 223H141V222H139ZM158 223L160 224V225H158ZM169 223V222H168ZM215 223H218V222H215ZM222 223H221V225H222ZM235 223V222H234ZM240 223H242L243 224V222H240ZM147 224H148V222H147ZM146 223H145V225H147ZM166 224V223H165ZM203 225L205 224V223H202ZM207 224H210V221L207 223ZM219 224H216L217 226L219 225ZM225 225L227 224V223H224ZM224 224L222 225V227H220V225H219V227H220V229H221V232H217V231H220V230H217V228L214 226V224L212 225V224H210V225H212V226H209V225H207V226H209L210 228H209V230L211 231L212 230V228L211 227H214L213 228V230L214 229H216V230H212L214 233H215V235L213 236L214 237V239L217 241H215L216 243H218V245L220 246H218L219 248H221V245L224 243V239L226 238L230 243H232V245L234 246L235 245V248L236 249H238V245L239 244H242V243H240V239H241V241L243 240L242 238H243V235L241 236L240 234L238 235L237 234V232H239V233H241V232H243V231H247V230H249V226H246V227H244V226H241V227H237V228H232V227H230V226H224ZM6 225H8V224H6ZM5 225V226H6ZM167 225V224H166ZM206 225V224H205ZM229 225H231V224H229ZM241 225V224H240ZM130 226V225H129ZM149 226H151V224L149 225ZM153 226H151V228L153 227ZM185 226H187V225H185ZM188 226H190V225H188ZM127 226H126V224H125V229H127L126 228ZM131 227V226H130ZM144 227V226H143ZM148 227V226H147ZM163 227V226H162ZM161 227V228H162ZM191 227V226H190ZM203 227V226H202ZM206 227V226H205ZM204 227V229H208V227H206L205 228ZM18 228V227H17ZM140 228H141V230L144 232L143 233V237H141L142 236V234L140 235V232H139V234H138V232H137V234H138V236H137V234L135 235V236H137V238H139V237H141V238H139V239H136L137 241L138 240H140V242L142 241L141 239H143L144 240V235H146V231L144 230L145 229V227L144 228H142V225L140 226ZM148 228H150V227H148ZM147 228V229H148ZM154 228H155V226H154ZM188 229H189V227H187ZM123 229V228H122ZM130 228H128V230H129ZM192 229V228H191ZM246 229V230H245ZM19 230V229H18ZM150 231H152L153 230V228H152V230L151 229H149ZM148 230V231H149ZM159 230H161V229H159ZM167 231V230H166ZM165 231V232H166ZM191 231V230H190ZM222 231H224L225 233H226V236H223V235H221V234H223L222 233ZM253 231V230H252ZM146 232V233H145ZM161 232V231H160ZM160 232L158 231V233H156L157 235H155V237L157 236L158 237V240H155V241H159V239H160V241L157 243V245L158 244H161L160 242H161V239H162V241H164V239L163 238H168V236L169 235H172V234H174L173 232H172V234H170L169 233V235L168 236H166L165 237V235H167L166 233H165V235H164V232H163V238H159L161 235H160ZM161 232V233H162ZM170 232H171V230H170ZM208 233V230H206L205 231V233ZM213 232H210L209 233V235L212 233V234H214ZM262 232V231H261ZM103 234H105V232H102ZM149 233V232H148ZM147 233V234H148ZM176 233V232H175ZM204 233V234H205ZM217 233V234H216ZM127 234V233H126ZM211 234V235H212ZM220 236H219V235ZM257 234V233H256ZM125 235V234H124ZM140 235V236H139ZM174 235H176V237H177V234H174ZM206 235H208V234H206ZM209 235H208V237H209ZM210 235V238L212 237ZM260 235H262L261 233H260ZM150 236H151V239H152V233L150 234ZM216 236H218V237H216ZM239 236H240V238H239ZM125 237H127L126 235H125ZM147 237H149V236H147ZM156 237V238H157ZM183 236H181V238H182ZM217 239H216V238ZM242 237V238H241ZM136 238V237H135ZM169 238H170V236H169ZM174 238H175V236H174ZM173 238V235H172V238L171 239H174ZM247 238V237H246ZM246 238L244 239V240H246ZM11 239H14V238H11ZM150 239V241H152ZM183 239H184V237H183ZM205 239V238H204ZM213 239V240H214ZM225 239V240H226ZM253 239V238H252ZM254 239H256V238H254ZM15 240V239H14ZM13 240V241H14ZM133 240H135V239H133ZM135 240V242H137ZM148 240V239H147ZM189 240V239H188ZM187 240V241H188ZM195 240V239H194ZM208 240H209V238H208ZM211 240V239H210ZM235 240H238L239 241V243H238V241H236L238 244L236 245V242H235ZM12 241V240H11ZM12 241V242H13ZM16 241V240H15ZM145 241V240H144ZM143 241V242H144ZM150 241H148V243H149V246H150V244H151V242ZM185 241V240H184ZM185 242L186 244L188 243V242ZM96 242H98V241H96ZM134 242V241H133ZM132 242V243H133ZM134 242V243H135ZM153 242H154V240H153ZM195 242V241H194ZM206 242H207V240H206ZM222 242V243H221ZM245 242H247V240L245 241ZM244 242V243H245ZM254 242V241H253ZM255 242H256V240H255ZM254 242V243H255ZM13 243H16V242H13ZM131 242H130V244H132ZM142 243V242H141ZM193 243V242H192ZM208 243V242H207ZM212 243H213V241H212ZM211 243V244H212ZM215 243V244H216ZM221 245H220V244ZM243 243V244H244ZM252 243V242H251ZM250 243V245H254L253 243L251 244ZM138 244H140V243H138ZM185 244V245H186ZM194 244V243H193ZM226 244V243H225ZM98 244H96V246H97ZM184 244H183V248H184V246H185ZM189 244H187V246L185 247V248H187L186 250H188L189 248H190V246H188ZM196 244H194L193 245V247L195 246ZM214 245V244H213ZM227 245H228V243L226 244V247H227ZM232 245H230L229 244V246H232ZM249 245V246H250ZM100 246V245H99ZM149 246H148V248H149ZM152 246V245H151ZM225 246V245H224ZM224 246L222 245V248L224 249V250H227V248H224ZM232 246V247H233ZM236 246H238V247H236ZM213 247V246H212ZM215 247V246H214ZM241 247L242 246H240L239 247V251H244V248L243 249H241ZM244 247H246V244H245V246ZM253 247V246H252ZM197 248H198V246H197ZM205 248V247H204ZM216 248V247H215ZM220 249V250H217L216 249V251H217V253L218 252H220L221 250H223V249ZM247 248H248V246H247ZM98 249V248H97ZM100 249V248H99ZM130 249H131V247H130ZM154 249V250H153ZM153 249H151V250H153L154 251V253L156 254L158 251H155V248H153ZM182 249V248H181ZM201 249H203V248H201ZM201 249L199 248V250L198 249H195V247L193 248V250H195L194 251V253H202V254H204L202 251H201ZM211 249H213V248H211ZM229 249H230V247H229ZM236 249H230L231 251L233 250H235L234 251V254H236V255H234L232 252H231V254H229V253H223L225 256H228V257H230L232 254H233V256L232 257H234V256H236V257H238L237 256V254H238V250H236ZM150 250V249H149ZM150 250V251H151ZM184 250V249H183ZM183 250H180V252L181 251H183ZM186 250H184V252H189V251H186ZM196 250H198V251H196ZM204 250V249H203ZM246 250V249H245ZM160 251V250H159ZM201 251V252H200ZM211 251V250H210ZM247 251H249L248 249H247ZM129 252V251H128ZM184 252H183V254H184ZM225 252H228V251H225ZM159 253H162V252H159ZM194 253H191V255L193 254V256H194ZM206 253V252H205ZM153 254V253H152ZM154 254V255H155ZM164 253H162V256H165V254L163 255ZM182 254V255H183ZM186 254V253H185ZM184 254V255H185ZM219 254V253H218ZM223 254H219L220 256H223ZM229 254V255H228ZM157 255V257L159 256L158 254H156ZM156 255H155V257H156ZM173 255H175V254H173ZM172 255V256H173ZM187 255V254H186ZM198 255V257L196 256V259L197 258H199L200 260L201 259H203L204 260V258H207V257H205V255H203L202 257H204V258H202L201 257V254H197ZM200 255V256H199ZM239 255V254H238ZM82 256V255H81ZM80 256V257H81ZM179 256L180 255H178V257H177V255H176V259H179L180 260V258H184V257H182V256H180V258H179ZM188 257H189V253H188V255H187ZM186 256V257H187ZM193 256H191V262H193L192 261V258H194ZM159 257H161V256H159ZM168 257V259H169V256H167ZM185 257V258H186ZM78 258H79V256H78ZM81 258H83V257H81ZM89 258V257H88ZM171 258H173V257H170V259ZM184 258V259H185ZM190 258V257H189ZM188 258V259H189ZM84 259V258H83ZM82 259V260H83ZM159 259V258H158ZM195 259V260H196ZM198 259V261H196L197 263L198 262H201L200 260ZM226 259V258H225ZM228 259V258H227ZM235 259V258H234ZM88 260V259H87ZM161 260V262L163 261V260H165V259H160ZM159 260V261H160ZM172 260V259H171ZM190 260V259H189ZM228 260H230V259H228ZM79 261V260H78ZM166 261H167V259H166ZM182 261H183V259H182ZM181 260L180 261H178V260H176V262H182ZM184 261H187V258L184 260ZM225 261V260H224ZM233 261V260H232ZM235 261V260H234ZM232 262L233 264L235 263V262ZM238 261H239V263L241 262L239 259H238ZM82 262V261H81ZM80 262V263H81ZM87 262H89V261H87ZM86 261H85V263L84 264H86L87 263ZM167 262H169V261H167ZM167 262H165V263H167ZM173 262V261H172ZM175 262V261H174ZM175 262V263H176ZM226 262V261H225ZM76 263H79V262H76ZM76 263H74V264H76ZM170 264H171V261L169 262ZM168 263V264H169ZM184 263V262H183ZM182 263V264H183ZM186 263H189V262H186ZM185 263V264H186ZM194 263V262H193ZM193 263H190V264H193ZM202 263H204V262H202ZM236 263H237V259H236ZM73 264V263H72ZM174 264V263H173ZM177 264H180V263H177ZM196 264V263H195ZM201 264V263H200ZM209 264V263H208ZM222 264V263H221Z\"/></svg>", "mask_w": 264, "mask_h": 264}]
</instances>
